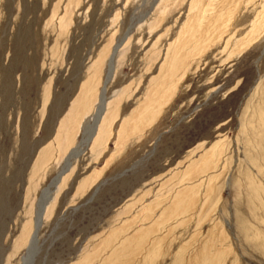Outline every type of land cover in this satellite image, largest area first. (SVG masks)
<instances>
[{"label":"rangeland","instance_id":"rangeland-1","mask_svg":"<svg viewBox=\"0 0 264 264\" xmlns=\"http://www.w3.org/2000/svg\"><path fill=\"white\" fill-rule=\"evenodd\" d=\"M192 1L0 0V264L59 176L33 264H264V0Z\"/></svg>","mask_w":264,"mask_h":264},{"label":"bare ground","instance_id":"bare-ground-1","mask_svg":"<svg viewBox=\"0 0 264 264\" xmlns=\"http://www.w3.org/2000/svg\"><path fill=\"white\" fill-rule=\"evenodd\" d=\"M198 4H202L201 6L206 5L204 13L202 12V8H204V7L195 8ZM212 6L213 5L211 3V0H193L192 1V5H191V16L189 17L187 23L185 24V26L183 28V31H186V30H189V29L192 30V28H193L192 25H193V26H195V30H194L195 34H200V36H203V34L209 33L210 30H208L207 26H204V25L202 26L201 18H203V16L206 15V13H208L209 9H211ZM67 7H68L67 11H69L70 10V6H67ZM199 18H200V23L198 24L197 23L198 20H195V19H199ZM193 20H195V22ZM223 22L224 21L222 20V21H220L219 24L222 25ZM241 42H243V40ZM114 55H115V53H113L112 57H111L110 73L112 72L111 68L113 67V63H114V61H113V59L115 57ZM105 89H106V87H104L102 89V92H101V95H100V99H99L100 103H99V106H98V108L96 110L97 112H96L95 117H94L96 121H94L95 122L94 125H91V126L89 125V127H87V130L88 131L91 130L93 135H95L96 132L98 131L99 122L101 120H103L104 115L106 113L107 104H106V96H105L106 90ZM79 148L76 147V148H74L71 151L70 154H72V155H69V157H67V159H66L67 162L65 161L66 162V167L65 168H67L69 166V160L73 156L77 155V153L79 151ZM65 171L66 170H63L59 174L64 173ZM59 174L57 176H59ZM59 179H60V176H59L58 181H57L58 183L60 182ZM57 182H55V183H57ZM55 183L53 182V184H55ZM53 184H51V185H53ZM51 185H50V187H47L45 190L42 191V193L40 195L39 202L37 204L36 215H35V227H34V230L32 232V235H31V238H30V241H29V244H30V246L28 248L29 249L28 250L29 254L24 257L25 264H33L34 263L33 255L37 251V243H38L37 242V236H38L39 230L42 227L43 222H44V215H45L47 207H48V202L51 199V196H50L51 195V187H52Z\"/></svg>","mask_w":264,"mask_h":264}]
</instances>
